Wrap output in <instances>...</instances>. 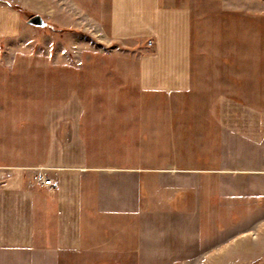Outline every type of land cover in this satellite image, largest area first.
<instances>
[{"label":"crops","instance_id":"0c3cea01","mask_svg":"<svg viewBox=\"0 0 264 264\" xmlns=\"http://www.w3.org/2000/svg\"><path fill=\"white\" fill-rule=\"evenodd\" d=\"M110 3L109 41L133 48L139 67L83 74L76 95L42 118L38 141L1 128L0 256H22L16 264H100L89 255L123 252L120 263H147V235L132 241L131 232L116 230L163 218V186L149 181L146 166H132L131 142L145 163L164 156V139L182 142L172 156L202 158L180 171L209 179L204 190L219 197L205 194L204 202L222 206V220L252 222L248 229L264 246V71L245 79L242 67H211L217 59L201 58L186 8Z\"/></svg>","mask_w":264,"mask_h":264},{"label":"rangeland","instance_id":"374dc122","mask_svg":"<svg viewBox=\"0 0 264 264\" xmlns=\"http://www.w3.org/2000/svg\"><path fill=\"white\" fill-rule=\"evenodd\" d=\"M110 1L0 0V132L2 128L5 135L38 141L44 128L42 118L76 95V83L83 74L139 67L133 48L109 41ZM163 5L191 11L193 41L202 50L201 58L209 52L217 59L211 67L226 68L229 73L242 67L245 79L256 70L264 71V0H163ZM11 9L20 13L18 18ZM36 15L48 23L46 28L28 24ZM152 45L149 40L148 46ZM246 89L242 95L249 97ZM131 143L132 166H146L149 181L162 185L165 197L163 218L143 221L142 226L126 222V228L116 230L117 235L131 232L132 241L147 235L145 264H264V255H260L264 246L252 236L254 227L248 229L252 222L220 219L226 216L222 206L204 202L205 194L215 190H204L210 180L198 182L197 174L180 171L202 158L172 156L174 144L182 142L164 139V156L150 151L143 163L135 142ZM118 164L123 165V157L117 158ZM216 197L212 194L211 200ZM260 228L264 234V227ZM105 239L107 244L113 241L108 236ZM117 255L98 253L89 258L100 264H123L119 262L124 260L123 252ZM25 257L29 261L30 256ZM18 258L22 256H0V264H16Z\"/></svg>","mask_w":264,"mask_h":264},{"label":"water","instance_id":"95a60500","mask_svg":"<svg viewBox=\"0 0 264 264\" xmlns=\"http://www.w3.org/2000/svg\"><path fill=\"white\" fill-rule=\"evenodd\" d=\"M28 24L37 28H46L48 26V23L40 15L30 18Z\"/></svg>","mask_w":264,"mask_h":264},{"label":"built area","instance_id":"2783aa9c","mask_svg":"<svg viewBox=\"0 0 264 264\" xmlns=\"http://www.w3.org/2000/svg\"><path fill=\"white\" fill-rule=\"evenodd\" d=\"M40 182H41L43 185H45V186H50V185H52V181H51V180H49V179H45V178H43V177L40 178Z\"/></svg>","mask_w":264,"mask_h":264},{"label":"trees","instance_id":"16d2710c","mask_svg":"<svg viewBox=\"0 0 264 264\" xmlns=\"http://www.w3.org/2000/svg\"><path fill=\"white\" fill-rule=\"evenodd\" d=\"M15 10H19L21 13H24V10H22L21 8H15Z\"/></svg>","mask_w":264,"mask_h":264}]
</instances>
